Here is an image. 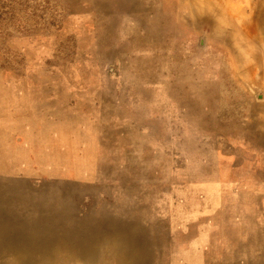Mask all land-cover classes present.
Listing matches in <instances>:
<instances>
[{
	"label": "rangeland",
	"instance_id": "obj_1",
	"mask_svg": "<svg viewBox=\"0 0 264 264\" xmlns=\"http://www.w3.org/2000/svg\"><path fill=\"white\" fill-rule=\"evenodd\" d=\"M1 188L149 264H264V0H0Z\"/></svg>",
	"mask_w": 264,
	"mask_h": 264
},
{
	"label": "bare ground",
	"instance_id": "obj_2",
	"mask_svg": "<svg viewBox=\"0 0 264 264\" xmlns=\"http://www.w3.org/2000/svg\"><path fill=\"white\" fill-rule=\"evenodd\" d=\"M65 191L62 188L54 193L52 204L45 197L27 196L29 200L36 199V203L30 205L47 210L41 216H33L34 220H19L8 215L5 211L10 203L0 199V264H109L113 259L115 264L150 263L146 255L151 254V245L140 246V243L145 246L143 239L146 241L148 237L140 236V231L132 225L123 226L118 220L95 223L88 216L76 218L75 212H64L62 209L69 206L71 200L58 198H62ZM56 203L60 210L50 215ZM80 259L83 262H78Z\"/></svg>",
	"mask_w": 264,
	"mask_h": 264
}]
</instances>
